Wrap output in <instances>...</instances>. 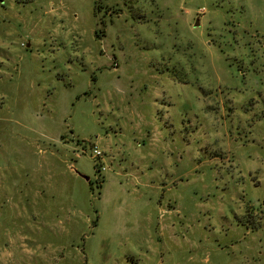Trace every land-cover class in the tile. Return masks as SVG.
I'll return each instance as SVG.
<instances>
[{
	"label": "rangeland",
	"instance_id": "obj_1",
	"mask_svg": "<svg viewBox=\"0 0 264 264\" xmlns=\"http://www.w3.org/2000/svg\"><path fill=\"white\" fill-rule=\"evenodd\" d=\"M0 264H264V0H0Z\"/></svg>",
	"mask_w": 264,
	"mask_h": 264
},
{
	"label": "trees",
	"instance_id": "obj_2",
	"mask_svg": "<svg viewBox=\"0 0 264 264\" xmlns=\"http://www.w3.org/2000/svg\"><path fill=\"white\" fill-rule=\"evenodd\" d=\"M97 165V164H96ZM99 169V168H98ZM90 181V180H89ZM250 219L249 218H246L245 219V222H246V226H247V228L249 229V228H252V229H258L260 226H259V224H256V225H254V226H252L251 227V225H250ZM245 222H242L243 224L245 223Z\"/></svg>",
	"mask_w": 264,
	"mask_h": 264
},
{
	"label": "built area",
	"instance_id": "obj_3",
	"mask_svg": "<svg viewBox=\"0 0 264 264\" xmlns=\"http://www.w3.org/2000/svg\"><path fill=\"white\" fill-rule=\"evenodd\" d=\"M93 152H94V154L96 155V157H99V156L102 155L101 150L98 149L97 147H95V148L93 149Z\"/></svg>",
	"mask_w": 264,
	"mask_h": 264
},
{
	"label": "water",
	"instance_id": "obj_4",
	"mask_svg": "<svg viewBox=\"0 0 264 264\" xmlns=\"http://www.w3.org/2000/svg\"><path fill=\"white\" fill-rule=\"evenodd\" d=\"M83 177H85L87 180H90V177L86 176V175H82Z\"/></svg>",
	"mask_w": 264,
	"mask_h": 264
}]
</instances>
